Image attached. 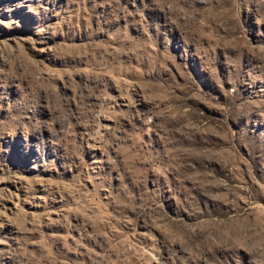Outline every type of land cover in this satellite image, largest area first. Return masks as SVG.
I'll list each match as a JSON object with an SVG mask.
<instances>
[{
	"label": "rangeland",
	"instance_id": "obj_1",
	"mask_svg": "<svg viewBox=\"0 0 264 264\" xmlns=\"http://www.w3.org/2000/svg\"><path fill=\"white\" fill-rule=\"evenodd\" d=\"M0 264H264V0H0Z\"/></svg>",
	"mask_w": 264,
	"mask_h": 264
}]
</instances>
